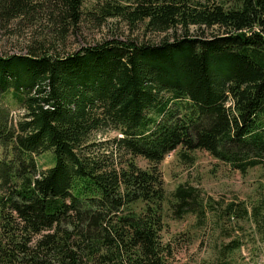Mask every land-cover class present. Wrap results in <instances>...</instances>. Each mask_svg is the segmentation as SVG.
I'll use <instances>...</instances> for the list:
<instances>
[{
  "label": "trees",
  "instance_id": "obj_1",
  "mask_svg": "<svg viewBox=\"0 0 264 264\" xmlns=\"http://www.w3.org/2000/svg\"><path fill=\"white\" fill-rule=\"evenodd\" d=\"M83 2L0 0V27L41 13L66 31L86 15L163 36L0 54V264H166V155L203 150L240 173L264 166V0ZM101 131L116 135L95 140ZM48 150L55 163L39 171ZM171 198L196 228L216 214L196 186L178 184ZM263 211L262 192L222 216L262 223ZM242 244L223 243L215 264H236Z\"/></svg>",
  "mask_w": 264,
  "mask_h": 264
},
{
  "label": "rangeland",
  "instance_id": "obj_2",
  "mask_svg": "<svg viewBox=\"0 0 264 264\" xmlns=\"http://www.w3.org/2000/svg\"><path fill=\"white\" fill-rule=\"evenodd\" d=\"M96 1L84 0L83 9H91ZM190 32H200L191 27ZM206 33V32H205ZM162 33H151L144 28V23L132 27L118 18H107L102 23L87 19L75 27L63 31L59 26L36 14L34 18L18 17L7 27H0V54L25 53L40 43L51 53L65 54L76 51L86 45H94L106 40H135L137 42H156ZM11 115L17 119L22 110L13 107ZM114 131H101L95 134V140L111 138ZM190 158L172 151L159 164L163 177L167 200L164 203V227L160 232L162 244H169L171 250L166 264H215L219 247L229 240L240 237L242 247L234 253L236 264H264V217L262 223L222 216L225 205L229 202H256L264 193V166L258 165L240 173L203 150L188 152ZM39 171L52 167L55 156L52 150L36 156ZM136 164L146 168L147 161L135 157ZM190 184L199 188L202 195L216 201V214L209 213L205 226L196 228L195 217L187 214L181 218L174 216L168 207L171 193L178 184ZM264 213V211H263Z\"/></svg>",
  "mask_w": 264,
  "mask_h": 264
}]
</instances>
